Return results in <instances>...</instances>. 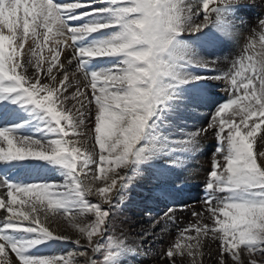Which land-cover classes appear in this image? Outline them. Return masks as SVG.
<instances>
[{
    "label": "snow or ice",
    "instance_id": "1",
    "mask_svg": "<svg viewBox=\"0 0 264 264\" xmlns=\"http://www.w3.org/2000/svg\"><path fill=\"white\" fill-rule=\"evenodd\" d=\"M94 4L96 0H0V101L13 97V103L23 100L43 110L56 133L55 139L41 140L17 134L20 125L0 127V165L37 159L67 170L62 183H14L0 176V188L6 190L0 195L5 213L0 264H75L78 258L83 264H119L122 255L138 253L154 240L162 222L189 210L195 223L179 230L163 252L161 258L168 264H177L176 257L202 264L205 240L219 242L216 264H258L257 257L264 264V15L249 30L251 34L259 29L261 51H255L256 39L244 37L243 54L232 64V72H217L215 60L193 54L181 39L212 24L223 39H234L237 21H243L239 13L250 7L264 9V0ZM104 12L112 18L69 23ZM108 28L117 31L91 45H78ZM106 56L120 59L103 70L87 69L90 59ZM194 67L212 71L196 75L189 71ZM209 79L225 82L229 98L205 125L172 139L173 129L183 134L174 117L184 110L198 114L200 109L189 103L181 86ZM93 112L94 132H89L86 121ZM165 125L171 130L162 132ZM209 135L218 139V147L205 178L203 211L172 203L158 217H150L135 246L123 232L111 235L113 218L145 168L157 159H164L166 169L178 166L182 161L171 159V154L179 149L191 156ZM157 191L171 202L170 193ZM57 218L72 232L53 227ZM17 232L37 235L16 239L11 234ZM48 239L71 241L83 251L29 254ZM95 254H102V260Z\"/></svg>",
    "mask_w": 264,
    "mask_h": 264
},
{
    "label": "bare ground",
    "instance_id": "2",
    "mask_svg": "<svg viewBox=\"0 0 264 264\" xmlns=\"http://www.w3.org/2000/svg\"><path fill=\"white\" fill-rule=\"evenodd\" d=\"M99 1H101V4H107V0ZM76 2L91 3V0H89V2H86L84 0H77ZM97 5L98 4L96 3L92 5V7H95ZM83 10L89 11L90 9H78L77 11L79 12ZM103 14L112 16L111 13L104 12L99 14L101 15L100 17H98L97 15L85 16L80 20L69 21V23L82 25L94 21L104 22L107 20L106 18H108V16H105ZM239 15L243 17V21H237L238 35L234 39H223L215 24L209 25V27L203 29L202 32L185 34L181 37V39L185 42V44L189 47L190 51L193 54L202 58H206L208 60H215L217 65V72H232V64L237 62L239 56L243 54L242 50L246 44L245 38L256 39L257 47L255 51H261L258 41L259 29H257L255 33L251 34L249 30L250 28L255 26L257 17H259L260 15H264V9H261L260 7H250L241 11ZM116 31V28H108L102 31L94 32L86 39L79 41L78 45H91L102 39L110 37L111 34ZM45 54H47L46 50ZM61 59L63 60L64 57L62 56ZM119 59V57L115 56L90 59L87 64V69L89 71L103 70L108 68L112 64H115ZM189 71L196 75H203L208 74L212 70L201 67H194L190 68ZM225 87V82L211 79L207 81H194L190 84L182 85L181 90L185 93V95L188 96L189 103L202 105L204 109L200 110L198 114L184 110L181 111L178 116L174 117V119L179 123V127L183 128V134L180 133L177 129H173L172 131L174 134L172 136V139H182L185 137L187 132L205 125L208 120H210L211 114L215 111L217 106L226 102L229 98V93L225 91ZM13 99V97H10L8 100L0 101V127L20 125V127L17 128V134L19 135L33 136L41 140L56 138V133L51 130L52 127H54V124L50 120V118L45 115L43 110L36 108L34 105L26 104L23 100L13 103ZM9 111H12V114L14 115L11 116L8 113ZM94 115L95 113L93 112V114L86 121V131L94 132ZM167 129L170 128L165 125L161 129V131L166 132ZM212 137L213 135H209L203 138L200 141V148L191 156H184L179 149L176 152L172 153L171 159L178 162L182 161V163H179L178 166L166 169L164 159H157L151 164L150 167L145 168V174L142 177L137 178L135 185L131 188L129 200L126 202V205L121 206L120 210L116 214L117 216L113 218L114 227H118L120 231V226L122 225L133 227L136 226L132 231L124 233V235L128 238V243L131 246H135L136 243L139 242V233L141 232V230L147 228L151 224L150 217H158L164 210H166L168 207H171L172 203L179 204V202L182 200L185 204V200H193L195 196H198L197 194L200 193V190L195 181L202 180L203 182L211 166V158L214 153L211 152V149L214 146L215 142V139ZM215 144L217 143L215 142ZM258 148L259 143L257 142V144L254 145V151L258 150ZM183 163H185V175L188 174L192 176L190 178L191 182L176 183V187H173L172 185H174V183L170 185L169 183H171L172 181L164 178H170L171 175L168 174H171L174 171L184 172V169L181 168V166L184 167ZM164 171L167 172L164 173ZM66 175L67 170L62 168L61 166L50 161L37 159L13 161L10 165H0V176H4L8 181L14 183H62L63 180H65ZM157 189L170 193L171 202H169V200L167 199H164L159 194ZM5 193L6 190L0 188V195H3ZM185 194L187 195L186 198ZM202 205L203 204L197 206L195 211H203ZM4 215V211L0 210V226H2ZM57 219L59 222L54 223L52 225L53 227L60 230H68L69 232H72V230L65 222L60 221L59 218ZM187 221L189 223H195V217H193L192 215L188 216L185 211H179L177 212L176 219L174 221L167 222L185 223ZM166 229L164 226V222H162V224L154 230L156 235L154 240H152L151 242H156V246L152 251L150 250V252H146L143 246L138 253L123 255V258L119 260V264H168L166 259L161 258V252L163 253L167 249L162 247L161 244L165 243L166 246L168 245L169 247L170 243L175 239L178 232H169ZM130 232H134L136 233V235L130 236ZM186 234L187 236L195 235V233ZM23 236H25V233ZM73 237L75 238L74 233ZM158 241L162 243L160 245H157ZM205 244L206 247L203 249L204 256L201 258L202 264H206V261L208 262L207 264H216L217 260H214L212 258L218 251L219 245L214 241L208 240H205ZM79 251H83V249L75 245L73 242L67 241V249L63 254L60 255L67 256L69 252ZM9 255L15 258L14 253H9ZM2 258L3 257H0V259ZM175 259L177 261V264H191V258H187V260H185L184 258L176 257ZM77 261V263L82 261L80 264H83V258H78ZM259 261L260 260H258V264Z\"/></svg>",
    "mask_w": 264,
    "mask_h": 264
},
{
    "label": "rangeland",
    "instance_id": "3",
    "mask_svg": "<svg viewBox=\"0 0 264 264\" xmlns=\"http://www.w3.org/2000/svg\"><path fill=\"white\" fill-rule=\"evenodd\" d=\"M76 1L77 0H64V1H62V2H58L57 0H55V2L56 3H76ZM81 1V0H80ZM83 1V0H82ZM84 1H86V2H89V0H84ZM96 3L98 4L97 6H95V7H107L108 5L107 4H101V1H99V0H96ZM100 3V4H99ZM83 11H88V10H83ZM100 13H98V14H96L98 17H100L101 15H99ZM103 15H105V16H108V18H106L107 20H109V19H111L112 18V16H110V15H106V14H103ZM95 22V21H94ZM197 105H199V104H197ZM199 107H200V109H199V111L200 110H203L204 109V107L202 106V105H199ZM11 116H13L14 114H12V111H9L8 112ZM14 113H15V111H14ZM16 113H17V111H16ZM8 114V115H9ZM168 131H170V129H167L166 130V132H168ZM212 138H214L215 140V142L217 143V144H215V142H214V146L212 147V149H211V152H215L216 151V148L218 147V139L215 137V136H213ZM143 143V142H142ZM186 164H188V163H186ZM183 166L184 167H182L181 166V168L182 169H184L183 171L184 172H180V171H174V172H172L171 174H168V175H171V177L170 178H164V179H168V180H170V181H172L171 183H169L170 185H172L173 183H174V185H172L173 187H176V183H188V182H191L190 180V178L192 177V176H190V175H188V174H186L185 175V163H183ZM167 171H164V173H166ZM176 172V173H175ZM183 173V174H182ZM178 174V175H177ZM180 174H182V175H180ZM187 176V177H186ZM206 178V177H205ZM205 178H204V180H203V182H202V180L201 181H195L196 182V184L198 185V187H199V190H200V193L199 194H197L198 196H195L194 197V199L193 200H185V204L186 205H188V206H190V209H192V210H195L196 209V207L197 206H199V205H201V204H203V199H204V197H205V195H206V187H205ZM167 180V181H168ZM186 180V181H185ZM168 184V183H167ZM184 186H185V184H184ZM187 197V195L185 194V198ZM90 199H92V201L93 202H95L96 201V198L95 197H92V198H90ZM196 199V200H195ZM187 201V202H186ZM190 201V202H189ZM199 202V203H198ZM201 203V204H200ZM179 204H184V202L181 200L180 202H179ZM199 204V205H198ZM179 206V205H178ZM203 206V205H202ZM185 213L188 215V216H190V215H192L191 214V211L189 210V211H185ZM117 214V213H116ZM115 216H117V215H115ZM60 221H63V220H61V219H59ZM64 222V221H63ZM189 224V222L187 221V222H185V223H181V222H171V223H169V222H164V226H165V229L167 230V231H169V232H174V233H176V231L178 232L181 228L182 229H184L187 225ZM175 225H177V226H175ZM167 226V227H166ZM136 227V226H135ZM135 227H133V226H126V225H122V226H120V229H121V231L118 229V227H115V231L113 232V233H110L111 235H113L114 237H120V234L123 232V233H125V232H128V231H132ZM138 227V226H137ZM181 229V230H182ZM131 233V234H130ZM129 233V235L130 236H134V235H136V233H134V232H130ZM17 234V235H16ZM31 234V235H30ZM178 234V233H177ZM11 235H13V237L14 238H16V239H26V238H32V237H34V236H36L37 234H35V233H25V236H23L24 235V232H17V233H12ZM15 235V236H14ZM187 235V234H186ZM25 237V238H24ZM64 242V243H63ZM159 242V241H158ZM157 242V245H160L162 242H159L158 243ZM214 242H216V244H218L219 245V242L218 241H214ZM105 243H106V241H105ZM151 244V245H150ZM155 244V245H154ZM153 245V246H152ZM162 245V247H164V248H167L168 247V245L166 246V244L165 243H162L161 244ZM166 247H165V246ZM217 245V246H218ZM156 246V242L154 243V242H149L148 244H146V245H144V250L146 251V252H150V250L152 251L153 249H154V247ZM170 246V245H169ZM161 247V246H160ZM152 248V249H151ZM67 249V241L66 240H58V239H48V240H46V241H44L43 243H41V244H39V245H36L35 247H33L31 250H30V255H34V256H52V255H60V254H63L64 253V251ZM218 252V251H217ZM217 252L215 253V256L212 258V259H214V260H218V255H217ZM12 254V253H11ZM161 257H162V255H163V253L161 252ZM94 258H96L98 261H100V260H102V258H103V256H102V254H95V257ZM121 258H123V255L119 258V260H121ZM18 259V258H17ZM257 259L258 260H260V257H257ZM78 262V261H77ZM77 262H75V264H80L81 262H79V263H77ZM206 264L208 263L207 261L205 262Z\"/></svg>",
    "mask_w": 264,
    "mask_h": 264
}]
</instances>
